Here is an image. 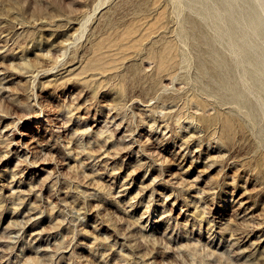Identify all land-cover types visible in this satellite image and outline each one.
<instances>
[{
    "label": "rangeland",
    "instance_id": "rangeland-1",
    "mask_svg": "<svg viewBox=\"0 0 264 264\" xmlns=\"http://www.w3.org/2000/svg\"><path fill=\"white\" fill-rule=\"evenodd\" d=\"M263 19L264 0H0V264H264Z\"/></svg>",
    "mask_w": 264,
    "mask_h": 264
},
{
    "label": "bare ground",
    "instance_id": "bare-ground-1",
    "mask_svg": "<svg viewBox=\"0 0 264 264\" xmlns=\"http://www.w3.org/2000/svg\"><path fill=\"white\" fill-rule=\"evenodd\" d=\"M255 2H257V1H255ZM228 6L229 7L227 9L226 15H227V19H228L227 31L229 34V40H230L229 42H231V45L233 48L235 47V50L237 51V55L239 56L240 59H242V60L244 59V61H246L247 63H250V66L255 67V63H257L256 59L249 55L248 51L246 50V47L243 45L245 43L244 36H240V38H238L236 40L237 42L232 41L233 40L232 38H235V36H234V34H235V31H234L235 20L233 19L231 12H230V9H229L231 6L230 3L228 4ZM254 11L255 10L252 7L251 13L246 14V19H247L246 25L252 33L256 34V32L260 29L261 22H260V20H257L255 14H254ZM90 17L91 16H88L84 19L82 26H85V23L89 21ZM230 36L231 37L234 36V37L231 38ZM210 58L212 59L211 61L215 66L219 65V60H218L216 53L214 51H212V53L210 54ZM253 78H256L255 75ZM209 80H211V78ZM215 82L217 84V87L228 88V90L232 92L231 97L234 98L237 102H243L244 101V97L242 95H240L239 93H237L234 90V88L229 83H227V80H226V77L224 74L220 73L218 76V79L215 80ZM261 87L264 88V85Z\"/></svg>",
    "mask_w": 264,
    "mask_h": 264
}]
</instances>
